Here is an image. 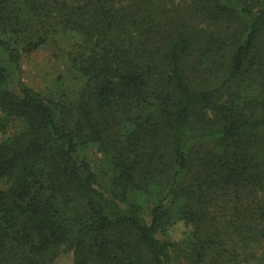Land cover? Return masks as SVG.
<instances>
[{
    "label": "trees",
    "instance_id": "trees-1",
    "mask_svg": "<svg viewBox=\"0 0 264 264\" xmlns=\"http://www.w3.org/2000/svg\"><path fill=\"white\" fill-rule=\"evenodd\" d=\"M62 252L264 264V0H0V264Z\"/></svg>",
    "mask_w": 264,
    "mask_h": 264
},
{
    "label": "rangeland",
    "instance_id": "rangeland-1",
    "mask_svg": "<svg viewBox=\"0 0 264 264\" xmlns=\"http://www.w3.org/2000/svg\"><path fill=\"white\" fill-rule=\"evenodd\" d=\"M63 45L66 46V44ZM57 49L50 44L24 57L23 79L29 86L43 93L56 90L59 84L62 86L61 89L74 86L71 75L65 69L62 54ZM91 155L93 158H101V154L96 152ZM185 231L184 223L180 222L169 230V235L173 240L179 241ZM54 264H74L72 253L62 252Z\"/></svg>",
    "mask_w": 264,
    "mask_h": 264
}]
</instances>
